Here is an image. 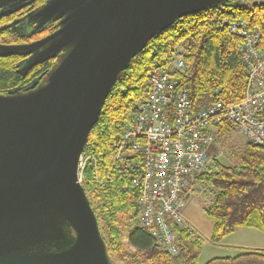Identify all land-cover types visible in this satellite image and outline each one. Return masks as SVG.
<instances>
[{"label": "water", "instance_id": "95a60500", "mask_svg": "<svg viewBox=\"0 0 264 264\" xmlns=\"http://www.w3.org/2000/svg\"><path fill=\"white\" fill-rule=\"evenodd\" d=\"M225 1L56 0L40 11L64 17L56 31L34 43L0 44V56H7L51 40L50 53L29 66L61 51L40 81L0 93V248L59 240V229L72 237L55 252L0 253V264H108L79 179L89 131L121 71L154 34Z\"/></svg>", "mask_w": 264, "mask_h": 264}, {"label": "trees", "instance_id": "16d2710c", "mask_svg": "<svg viewBox=\"0 0 264 264\" xmlns=\"http://www.w3.org/2000/svg\"><path fill=\"white\" fill-rule=\"evenodd\" d=\"M223 19H241L251 28L264 30V3L247 7L244 0H226L217 7L176 18L158 31L121 71L89 131L81 154L87 159L80 183L100 222L108 264H197L200 237L189 239L178 231L181 250L171 255L134 223L138 211L134 202L136 188L130 176L112 167L113 144L124 121L132 115L136 99L148 89V71L166 64L178 46L184 69L172 73L186 85L193 108L215 101L232 104L244 97L247 68L239 52L241 38L229 32ZM14 76L12 62L1 56L0 93L13 90L9 83ZM235 131L232 124L223 122L217 135L226 143ZM244 139L239 149L230 150L237 166L215 158L212 168L198 176L199 182H208L214 189L211 203L203 207L204 214L212 220L213 243L222 241L238 227L264 233V143L253 145ZM203 264H264V251L213 257Z\"/></svg>", "mask_w": 264, "mask_h": 264}, {"label": "built area", "instance_id": "2783aa9c", "mask_svg": "<svg viewBox=\"0 0 264 264\" xmlns=\"http://www.w3.org/2000/svg\"><path fill=\"white\" fill-rule=\"evenodd\" d=\"M222 23L241 38L239 52L247 68L244 97L193 108L186 85L172 73L184 69L178 46L166 64L148 71V89L136 99L113 144L112 167L130 176L136 188L134 223L171 255L181 250L178 231L189 239L200 237L182 208L198 176L215 159L208 148L219 124H232L253 145L264 143V30L241 19ZM86 159L79 158V179Z\"/></svg>", "mask_w": 264, "mask_h": 264}, {"label": "flooded vegetation", "instance_id": "af4514ba", "mask_svg": "<svg viewBox=\"0 0 264 264\" xmlns=\"http://www.w3.org/2000/svg\"><path fill=\"white\" fill-rule=\"evenodd\" d=\"M55 1L0 0V44L23 45L34 43L56 31L64 17L55 18V15H49L45 12L40 13L43 7ZM51 46L52 41L47 40L44 45L35 48L30 53L2 56L12 62L14 66V80L9 83L13 90H23L45 76L47 71L57 62L61 51L54 56L43 57L37 63L29 65L37 56L49 54L48 48ZM55 234L61 236L59 240L41 241L39 244L36 242H21L11 246H4V249L1 247L0 253H6L4 258H8L11 257L9 252L15 249H20L18 253L13 254L15 257L28 254L34 255L43 251L55 252L62 250L61 246L72 239L69 235V238H65L60 229ZM62 240L63 242H61Z\"/></svg>", "mask_w": 264, "mask_h": 264}, {"label": "rangeland", "instance_id": "374dc122", "mask_svg": "<svg viewBox=\"0 0 264 264\" xmlns=\"http://www.w3.org/2000/svg\"><path fill=\"white\" fill-rule=\"evenodd\" d=\"M253 3H264V0H244V5L249 7ZM180 48V46H179ZM178 48V49H179ZM244 137L237 131L231 133L226 138V143H223L224 139H220L215 134V139L208 148V154L215 156L223 163L231 166H237L235 158H231L232 149H239L244 142ZM229 144H238V146H228ZM214 161V160H213ZM213 161L208 164V168H212ZM214 189L208 182H199L192 187V190L187 194L184 205L182 208V214L184 218L190 222L198 231L202 240L201 250L197 257V264H203L208 259L219 256H234L246 251H264V233L255 228H246L242 233L244 234L243 241L245 248L228 247L234 241L232 234L226 239V236L222 241L213 243L210 241V233L212 230V220L209 219L203 212V207L211 203L213 198ZM100 225V222L98 223ZM230 235V234H229Z\"/></svg>", "mask_w": 264, "mask_h": 264}, {"label": "crops", "instance_id": "0c3cea01", "mask_svg": "<svg viewBox=\"0 0 264 264\" xmlns=\"http://www.w3.org/2000/svg\"><path fill=\"white\" fill-rule=\"evenodd\" d=\"M246 228H243V227H238L232 234H234L233 235V238H234V241L232 242V243H230V244H227V246L228 247H233V248H235V247H240V248H243L245 245L244 244H242V243H240V242H242L243 241V236H244V234H238L239 232L240 233H242L243 232V230H245ZM232 234H230V235H228L227 237H226V239L228 238V237H230ZM242 240V241H241ZM232 248V249H233ZM245 248V247H244Z\"/></svg>", "mask_w": 264, "mask_h": 264}]
</instances>
